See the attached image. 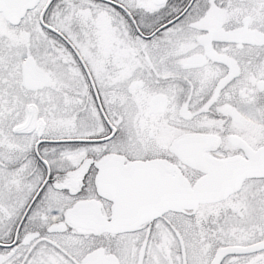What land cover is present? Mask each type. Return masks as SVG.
Wrapping results in <instances>:
<instances>
[{"label": "snow or ice", "instance_id": "obj_1", "mask_svg": "<svg viewBox=\"0 0 264 264\" xmlns=\"http://www.w3.org/2000/svg\"><path fill=\"white\" fill-rule=\"evenodd\" d=\"M0 264H264V0H0Z\"/></svg>", "mask_w": 264, "mask_h": 264}]
</instances>
